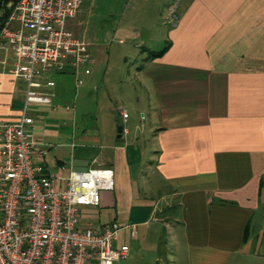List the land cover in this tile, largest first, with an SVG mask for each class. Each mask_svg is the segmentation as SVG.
Returning a JSON list of instances; mask_svg holds the SVG:
<instances>
[{"label":"crops","instance_id":"1","mask_svg":"<svg viewBox=\"0 0 264 264\" xmlns=\"http://www.w3.org/2000/svg\"><path fill=\"white\" fill-rule=\"evenodd\" d=\"M178 8L174 20L137 27L150 51L134 71L137 81L128 82L143 91L136 89L137 104L121 89L111 100L98 92L103 112L95 128L79 131L73 111L78 99H90L86 84L99 90V81L116 83L106 74L99 79L96 59L81 85L72 64L44 75L56 81L53 101L28 105L34 132L48 148L42 160L61 179L69 177L62 163L113 167L116 185L99 209L115 212L93 226L122 224L132 213L141 223L158 221L149 228L159 243L167 230L168 264H264V0H181ZM158 36L160 49L151 46ZM15 63L0 31V124L18 120L26 106L27 81L13 73ZM66 111L72 150L58 154L48 142L61 133L41 123L51 113L65 118ZM164 211L171 216L161 217ZM140 222L122 225H135L140 239ZM129 238L123 228L117 244Z\"/></svg>","mask_w":264,"mask_h":264},{"label":"built area","instance_id":"2","mask_svg":"<svg viewBox=\"0 0 264 264\" xmlns=\"http://www.w3.org/2000/svg\"><path fill=\"white\" fill-rule=\"evenodd\" d=\"M81 3H8L12 9L1 36L15 51L13 73L28 86L20 118L0 124V264H126L130 244H117L120 232L129 228L130 238L138 235L135 225L117 220L99 226L83 223L85 208L100 207L102 192L114 190L115 170L96 162L83 170L62 163L60 171L69 170V177L61 179L42 160L48 148L35 134L36 118L28 112L29 103L53 101L49 89L56 81L44 78L49 71L63 72L72 64L81 85V74L93 70L87 41L67 27ZM119 113L128 120L124 108Z\"/></svg>","mask_w":264,"mask_h":264},{"label":"rangeland","instance_id":"3","mask_svg":"<svg viewBox=\"0 0 264 264\" xmlns=\"http://www.w3.org/2000/svg\"><path fill=\"white\" fill-rule=\"evenodd\" d=\"M180 2L181 0H82L77 15L68 20L67 27L74 35L87 41L88 48L96 59L95 67L97 68L99 79L102 80L103 75L106 74L110 80H114L116 83L111 87L107 86V84L105 86L104 82L99 81V90L94 89L92 84H86L82 89L86 90L89 88L88 95L90 99L87 102H84L86 98L78 99L76 109L73 111L75 114V125L80 128L79 131L87 126L95 128L101 120L100 116H102L103 109L102 104L100 106L98 102V92L106 91V97L108 96L109 100H111L114 93L121 89L126 99H131L135 104L138 103L136 89L137 91H143V86L137 82L138 84H135L133 88V86L129 85L128 77L137 81L139 75L133 77L134 71L138 70V67H144L150 50L144 49L147 46L146 39L142 35L137 34V27L148 26L149 28V24L151 25L153 21H158L157 19L171 20L174 13H178ZM8 3L5 4L8 6ZM167 3L173 5L174 13L172 9L169 11L167 7L165 8ZM7 6H4V8L7 9ZM5 9H2L0 15L5 16V11H7ZM153 40L151 46L157 49L162 48L163 43L160 36ZM139 43L143 46H138ZM118 69H122L121 72ZM118 72L120 73L119 76L117 75ZM140 101L145 103L143 97H140ZM143 108L145 109V107ZM59 115L53 113L47 115L41 123V128L43 130L54 129L59 131L61 133L60 136L52 137L48 142V146L50 143L52 144L51 150L54 153L68 154L72 150V146L68 143L67 134L68 111H66L65 118ZM53 171L55 172V169ZM111 192L107 191L108 195L112 196ZM105 193L106 191H103L102 195ZM114 210L112 207H101V211L99 207L97 209L91 206L86 207L83 222L93 226L101 217L110 214V212L111 214L114 213ZM171 214V212L164 211L160 216L165 218L167 215L171 216ZM132 215H130L131 218L125 217L126 221L122 224L140 222L138 217ZM149 223H141L138 227L140 232L143 230L145 237H142L141 233L140 239L129 238L127 240L131 246V252L130 259L126 260V264H168L166 256L168 254L167 249L170 246L168 241L169 234L166 232L167 230L163 232L164 241L167 240V242L165 241L161 246L158 237L154 238L149 228L150 225H158L159 222L150 219ZM156 257H158V260H156Z\"/></svg>","mask_w":264,"mask_h":264},{"label":"trees","instance_id":"4","mask_svg":"<svg viewBox=\"0 0 264 264\" xmlns=\"http://www.w3.org/2000/svg\"><path fill=\"white\" fill-rule=\"evenodd\" d=\"M8 1L9 0H0V14H1V12H2V9L4 10L5 8H4V6H7V4H5V3H8ZM5 2V3H4ZM5 4V5H4ZM11 9H12V7H9V6H7V9H5V10H7V11H5V16H3V15H0V30H1V28H2V26H3V24H4V22L6 21V19L8 18V16H9V14H10V12H11ZM160 215H161V213H160ZM164 237L162 236V238H161V241H160V243H161V246H162V244H164Z\"/></svg>","mask_w":264,"mask_h":264},{"label":"water","instance_id":"5","mask_svg":"<svg viewBox=\"0 0 264 264\" xmlns=\"http://www.w3.org/2000/svg\"><path fill=\"white\" fill-rule=\"evenodd\" d=\"M123 129H124V125H123V124H119V125H118V130H119V132H122Z\"/></svg>","mask_w":264,"mask_h":264}]
</instances>
